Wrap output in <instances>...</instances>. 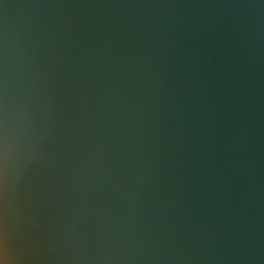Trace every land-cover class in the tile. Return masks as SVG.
<instances>
[{"label": "water", "instance_id": "obj_1", "mask_svg": "<svg viewBox=\"0 0 264 264\" xmlns=\"http://www.w3.org/2000/svg\"><path fill=\"white\" fill-rule=\"evenodd\" d=\"M0 264H264V0H0Z\"/></svg>", "mask_w": 264, "mask_h": 264}]
</instances>
